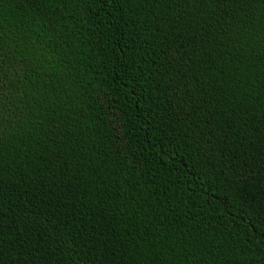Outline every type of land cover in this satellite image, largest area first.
<instances>
[{
  "label": "trees",
  "instance_id": "16d2710c",
  "mask_svg": "<svg viewBox=\"0 0 264 264\" xmlns=\"http://www.w3.org/2000/svg\"><path fill=\"white\" fill-rule=\"evenodd\" d=\"M0 264H264V0H0Z\"/></svg>",
  "mask_w": 264,
  "mask_h": 264
}]
</instances>
